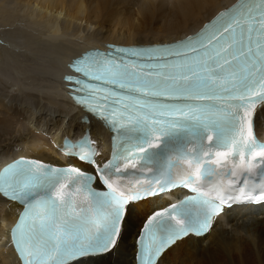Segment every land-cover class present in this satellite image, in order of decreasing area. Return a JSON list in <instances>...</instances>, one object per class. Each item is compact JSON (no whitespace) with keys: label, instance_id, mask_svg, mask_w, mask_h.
I'll list each match as a JSON object with an SVG mask.
<instances>
[{"label":"snow or ice","instance_id":"6c2138e0","mask_svg":"<svg viewBox=\"0 0 264 264\" xmlns=\"http://www.w3.org/2000/svg\"><path fill=\"white\" fill-rule=\"evenodd\" d=\"M65 77L90 119L113 133L98 160L90 131L61 150L92 167L20 157L0 171V194L23 206L12 228L21 264H90L120 251L137 202L183 188L153 210L137 264L203 236L237 202L264 205V0H237L195 33L156 45L91 49Z\"/></svg>","mask_w":264,"mask_h":264},{"label":"bare ground","instance_id":"6f19581e","mask_svg":"<svg viewBox=\"0 0 264 264\" xmlns=\"http://www.w3.org/2000/svg\"><path fill=\"white\" fill-rule=\"evenodd\" d=\"M234 1L0 0V165L18 155L56 161L55 142L87 124L63 81L68 62L82 51L174 41ZM181 192L137 202L120 251L90 264H136V237L147 215ZM15 217V204L0 197V264H21L6 232ZM173 263L264 264V205L232 206L207 234L178 241L158 261Z\"/></svg>","mask_w":264,"mask_h":264},{"label":"rangeland","instance_id":"374dc122","mask_svg":"<svg viewBox=\"0 0 264 264\" xmlns=\"http://www.w3.org/2000/svg\"><path fill=\"white\" fill-rule=\"evenodd\" d=\"M66 133H69V132H66ZM195 257H196V256H195ZM197 257H198V256H197ZM197 257H196V259H197ZM194 259H195V258H194ZM194 259L192 260V259L190 258L191 261H194ZM196 259H195V260H196ZM188 262H190V261H188ZM179 263H180V262H179ZM173 264H174V263H173ZM187 264H189V263H187Z\"/></svg>","mask_w":264,"mask_h":264}]
</instances>
